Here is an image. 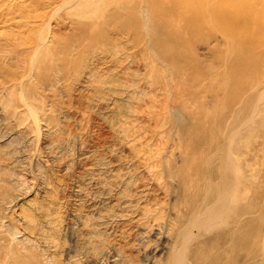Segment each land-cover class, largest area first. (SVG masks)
Returning <instances> with one entry per match:
<instances>
[{
    "label": "rangeland",
    "instance_id": "1",
    "mask_svg": "<svg viewBox=\"0 0 264 264\" xmlns=\"http://www.w3.org/2000/svg\"><path fill=\"white\" fill-rule=\"evenodd\" d=\"M247 1H0V264H264Z\"/></svg>",
    "mask_w": 264,
    "mask_h": 264
},
{
    "label": "bare ground",
    "instance_id": "2",
    "mask_svg": "<svg viewBox=\"0 0 264 264\" xmlns=\"http://www.w3.org/2000/svg\"><path fill=\"white\" fill-rule=\"evenodd\" d=\"M0 1H4L5 3L4 4H9V5H20V2H21V0H0ZM170 1V3L169 4H171L172 5V3H171V1L173 2V0H168V2ZM176 1V0H175ZM178 1V0H177ZM180 1V0H179ZM184 1H186L188 4L189 3H191V0H184ZM225 1H227L228 3H225V4H227V5H229V3L232 1H236V0H225ZM239 3H242L244 0H237ZM153 2H154V0H153ZM159 2H161V1H159ZM166 2V1H165ZM183 2V0H181V3ZM205 2V1H204ZM155 3V2H154ZM157 3V2H156ZM194 3V2H193ZM252 3H253V1H252ZM252 3H250V2H248L247 0H245V3L243 4V5H238V7H239V9L240 10H237V11H243V10H247V6L245 5V4H248V5H250V6H252L251 4ZM150 4V3H149ZM153 4V3H152ZM159 4V3H158ZM180 4V3H179ZM184 4V3H183ZM205 4H206V2H205ZM230 4H232V3H230ZM260 4H263L264 5V0H261V3ZM154 5V4H153ZM171 5H170V8H172L173 7V5H172V7H171ZM174 5H176V3L174 4ZM185 5H187V4H185ZM192 5V4H191ZM222 5V4H221ZM150 6H151V4H150ZM181 6V5H180ZM184 6V5H183ZM190 5H188V7H189ZM259 6V5H258ZM159 7H161V6H159ZM159 7H158V9H159ZM176 7L177 6H175L174 8H173V10H177L176 9ZM253 7V6H252ZM151 8H153V7H151ZM155 8H156V6H155ZM178 8V7H177ZM181 8H182V6H181ZM223 8V7H222ZM234 8V7H233ZM236 8V7H235ZM254 8V7H253ZM178 9H180V8H178ZM255 9V8H254ZM154 10V9H153ZM155 10H157V9H155ZM172 10V9H171ZM172 10V11H173ZM262 10L264 11V6L262 7ZM159 11V10H158ZM199 11H201V10H199ZM256 12H254L253 14H252V19H253V22H252V26H255L257 23L258 24H263L262 22H264V13H261L262 11L260 10V9H256L255 10ZM144 12V11H143ZM159 13V12H158ZM162 13V12H161ZM228 13H229V11H228ZM160 14V13H159ZM208 14V13H207ZM220 14V13H219ZM230 15V14H229ZM145 16V15H144ZM159 16V15H158ZM208 16V15H207ZM255 16H257V19L256 20H254V17ZM160 17H161V15H160ZM16 18V17H15ZM15 18H13V16L12 17H9L8 19L11 21L9 24H13V25H15V26H18V20L17 19H15ZM162 18V17H161ZM210 18V17H209ZM208 18V19H209ZM246 18V17H245ZM159 19V18H158ZM203 19V18H202ZM248 19H250V18H248ZM161 20V19H160ZM210 20V19H209ZM5 22H7V21H5ZM3 23H4V21H3ZM234 24V23H233ZM248 24H250V22L248 23ZM24 25H27V22H25V24ZM27 26H29V25H27ZM235 27H237V31L240 33V32H242V33H244V32H246L248 29H247V27H249V26H247V24H246V20H244V21H242V22H238L237 23V25L235 26ZM234 27V28H235ZM246 29V30H245ZM16 32L17 33H20L19 31H17L16 30ZM233 33V32H232ZM230 34V33H229ZM228 35V34H227ZM13 36H14V34H13ZM237 36V35H236ZM48 37V36H47ZM231 37V36H230ZM236 38V37H235ZM258 38H260V36L258 37ZM44 39V38H43ZM43 39H39V40H37L38 42H36L37 44L39 43V45L42 43V42H44V41H42ZM46 39V38H45ZM229 39V38H228ZM232 39H233V37H232ZM264 39V38H263ZM252 40V39H251ZM245 41H247V38L245 39ZM244 41V42H245ZM250 42V41H249ZM253 42V41H252ZM251 42V43H252ZM257 43V42H256ZM262 43H264L263 41H262ZM36 44V47L37 46H39V45H37ZM248 44H250V43H248ZM243 47L245 46V48H248V47H246L247 45H242ZM245 48H244V50H245ZM256 47H254V49H255ZM259 48V47H258ZM257 48V49H258ZM35 49V48H34ZM37 49V48H36ZM249 50H250V48H249ZM249 50L247 51V52H249ZM256 51V50H255ZM35 52V51H34ZM244 52H246V50L244 51ZM254 52V51H253ZM252 53V52H251ZM255 53H258V51H256ZM254 53V54H255ZM253 54V53H252ZM31 56V55H30ZM250 56H252V55H250ZM249 56V57H250ZM246 57V56H245ZM249 57H247V58H249ZM30 58V57H29ZM257 58V57H256ZM261 60V59H260ZM258 62V64H259V61H256V63ZM20 85V84H19ZM23 100V99H22ZM33 118H35V117H33ZM35 120V119H34ZM239 125H240V123H239ZM238 127H240V126H238ZM236 129H237V127H236ZM233 130H235V128L233 129ZM236 131V130H235ZM233 132V131H232ZM231 133V132H230ZM229 133H227V135H228ZM227 140V139H226ZM227 144V143H226ZM228 155H230L229 153H227ZM228 155H226V156H228ZM81 188V189H80ZM81 190H82V187H77V190H75V198L76 197H78V198H81L82 196L80 195V193H81ZM83 191V190H82ZM83 194V193H82ZM85 194V193H84ZM84 197V196H83ZM77 199V198H76ZM77 201V200H76ZM80 202V201H79ZM125 202V201H124ZM122 203H123V200H122ZM77 205H79V203H77ZM93 205V204H92ZM119 206H121V205H119ZM101 215V214H100ZM106 215H107V213H106ZM108 216H110V215H108ZM105 218V217H104ZM98 219H101V217L99 216V218ZM102 221V220H101ZM49 222V221H48ZM100 222V221H99ZM51 224V223H50ZM93 228L94 227H92V230H93ZM90 229V228H89ZM95 230V229H94ZM93 232H96V231H93ZM86 233H88V240H85L86 241V243H88L89 242V236H90V234H91V237H92V234L93 233H91V229H90V231L89 230H87V232ZM90 233V234H89ZM94 235V234H93ZM87 236V235H86ZM95 236V235H94ZM86 239V238H85ZM91 241H92V239H91ZM94 241V240H93ZM21 243V242H20ZM83 243V242H82ZM85 243V244H86ZM92 243V242H91ZM90 243V244H91ZM87 245V244H86ZM92 245V244H91ZM89 246V245H88ZM81 248V247H80ZM85 249H86V247H84ZM88 249V248H87ZM85 251V250H84ZM84 253V252H83ZM86 253H87V251H86Z\"/></svg>",
    "mask_w": 264,
    "mask_h": 264
}]
</instances>
